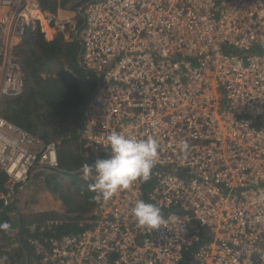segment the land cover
Listing matches in <instances>:
<instances>
[{
	"label": "built area",
	"instance_id": "1",
	"mask_svg": "<svg viewBox=\"0 0 264 264\" xmlns=\"http://www.w3.org/2000/svg\"><path fill=\"white\" fill-rule=\"evenodd\" d=\"M45 1L0 0V99L23 91L29 36L74 38L96 79L80 109L86 162L107 158L112 131L152 136L159 152L150 182L107 200L93 191L79 231L26 224L25 264H264V0ZM59 163L55 140L0 114L3 206ZM137 200L167 223L138 226Z\"/></svg>",
	"mask_w": 264,
	"mask_h": 264
},
{
	"label": "trees",
	"instance_id": "2",
	"mask_svg": "<svg viewBox=\"0 0 264 264\" xmlns=\"http://www.w3.org/2000/svg\"><path fill=\"white\" fill-rule=\"evenodd\" d=\"M45 3L48 4V1L46 0ZM24 43L18 53L24 72L23 91L18 96L1 98L0 114L45 140L57 142L60 162L58 171L61 172V176L72 175L75 192L64 200L70 212L68 219L60 221L59 225H54L53 230L57 233L77 232L81 229L78 220L90 213L95 204L89 179L81 177L78 171L86 163L81 151L78 117L79 107L90 96L96 79L79 64L80 47L76 39L72 38L69 41V39L55 38L49 42L45 41L40 33H35ZM83 84L87 87L83 88ZM56 174L53 173L50 178L59 184ZM4 179L5 174L0 170V188ZM150 181L151 176L146 182ZM80 211L85 213L76 214ZM18 213V207H14L13 210L12 207H5L0 203V222L7 221L11 225V230L14 225L19 228L20 224L16 221ZM43 226H46L45 223ZM23 230L26 234H22ZM43 230L47 231L46 227ZM10 231H0L1 243L6 241ZM27 232L22 224L19 236L21 237L22 234L23 238L17 237L16 252L19 258L15 261L17 264H25L32 255L24 240L25 236H31ZM4 247V244L0 247V257L2 255L7 257V250ZM25 256L26 259L21 262V258ZM10 257V255L7 257L4 264H15Z\"/></svg>",
	"mask_w": 264,
	"mask_h": 264
},
{
	"label": "clouds",
	"instance_id": "3",
	"mask_svg": "<svg viewBox=\"0 0 264 264\" xmlns=\"http://www.w3.org/2000/svg\"><path fill=\"white\" fill-rule=\"evenodd\" d=\"M101 145L108 154L107 158H97L94 163L86 162L82 166L86 178L95 173V181L89 187L98 193L96 199H110L118 191L129 189L138 179L145 182L150 179L158 159L157 139L152 136L141 139L112 131ZM130 213L138 226L148 232L167 223L161 209L144 200H137ZM10 230L11 225L7 221L0 222V231ZM6 259L0 257V264H4Z\"/></svg>",
	"mask_w": 264,
	"mask_h": 264
},
{
	"label": "rangeland",
	"instance_id": "4",
	"mask_svg": "<svg viewBox=\"0 0 264 264\" xmlns=\"http://www.w3.org/2000/svg\"><path fill=\"white\" fill-rule=\"evenodd\" d=\"M70 40H72V38H70L69 41ZM24 45L25 43L21 46L23 47ZM82 87L86 88L87 85L83 84ZM52 171L53 169L47 168L35 171L36 173L34 174L33 180L28 183L27 187L18 191L19 194L24 193L25 195L17 200L16 206L20 209L16 221H18V224H24V228L26 224L36 223L39 225L50 221L57 223L55 225H59L60 221L68 219L70 212L68 211V206L65 204L64 200L68 199V196L73 195L72 193L75 192L74 186L72 185L73 177L69 174L61 176L60 172H54L57 173L58 184L55 180L53 181L50 178L53 173L51 174L49 172ZM89 184L91 185V182ZM93 208L94 205L90 213L85 214L83 218L78 220L79 223L82 221L85 222L90 218ZM84 213V211H80L76 214ZM18 230V227L14 225L13 229L7 236L6 241L4 243L0 242V247H2V244L5 245L4 248L7 250L6 256L8 257L10 255V259L14 261L19 260L17 252L15 251V248H13L16 247L13 246L16 244L14 238L18 239L17 237H20L17 235ZM11 237H13V241L10 239ZM2 257H5V255H2ZM25 259L26 256L25 258H21V262Z\"/></svg>",
	"mask_w": 264,
	"mask_h": 264
},
{
	"label": "crops",
	"instance_id": "5",
	"mask_svg": "<svg viewBox=\"0 0 264 264\" xmlns=\"http://www.w3.org/2000/svg\"><path fill=\"white\" fill-rule=\"evenodd\" d=\"M42 38H43V36H42ZM43 39H44V38H43ZM52 40H54V39H51V40H48V41L50 42V41H52ZM21 48H22V46H20V47L18 48V50H17V54L19 53V51H20ZM54 172H59V171H58V169H56V170H53L52 172H49V173H54ZM34 173H36V172H34ZM60 173H61V172H60ZM37 175H38V174H37ZM27 185H28V184L24 185V187H22V188L24 189L25 187H27ZM24 195H25L24 193L18 194V197H17V198L19 199V198H21V197L24 196ZM18 199H17V200H18ZM16 205H17V202H16ZM16 205H15V206H16ZM16 207H17V206H16ZM18 209H20V208H18ZM19 224H20V225H19V228H18V229H20V227L22 226V223H19ZM19 234H20V233H19V230H18L17 235H19ZM23 234H26V233L24 232ZM27 234H28V235H34V234L31 233V232H30V233L27 232ZM21 237H22V235H21ZM21 237H20V239H21ZM22 238H23V237H22ZM10 239L13 241V237H11ZM14 242H15L16 244L13 245V246H16V247H13V248H15V251H16V250H17V247H18L17 239L14 238ZM14 262H15V261H14ZM15 264H17V262H15Z\"/></svg>",
	"mask_w": 264,
	"mask_h": 264
},
{
	"label": "bare ground",
	"instance_id": "6",
	"mask_svg": "<svg viewBox=\"0 0 264 264\" xmlns=\"http://www.w3.org/2000/svg\"><path fill=\"white\" fill-rule=\"evenodd\" d=\"M82 106V105H81ZM80 109H81V107H80ZM81 117V113H80V110H79V118Z\"/></svg>",
	"mask_w": 264,
	"mask_h": 264
},
{
	"label": "water",
	"instance_id": "7",
	"mask_svg": "<svg viewBox=\"0 0 264 264\" xmlns=\"http://www.w3.org/2000/svg\"><path fill=\"white\" fill-rule=\"evenodd\" d=\"M81 107V106H80ZM80 107H79V109H80Z\"/></svg>",
	"mask_w": 264,
	"mask_h": 264
}]
</instances>
